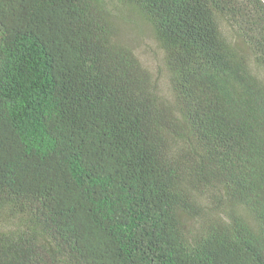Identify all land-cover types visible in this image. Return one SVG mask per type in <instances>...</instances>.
Segmentation results:
<instances>
[{
  "label": "trees",
  "instance_id": "obj_1",
  "mask_svg": "<svg viewBox=\"0 0 264 264\" xmlns=\"http://www.w3.org/2000/svg\"><path fill=\"white\" fill-rule=\"evenodd\" d=\"M260 68L264 0H0V264H264Z\"/></svg>",
  "mask_w": 264,
  "mask_h": 264
},
{
  "label": "rangeland",
  "instance_id": "obj_2",
  "mask_svg": "<svg viewBox=\"0 0 264 264\" xmlns=\"http://www.w3.org/2000/svg\"><path fill=\"white\" fill-rule=\"evenodd\" d=\"M117 15V34L119 39L132 48L144 66L150 70L166 97L171 95L169 70L165 62L164 50L155 38L151 26L132 8L114 4ZM264 77V69H258Z\"/></svg>",
  "mask_w": 264,
  "mask_h": 264
}]
</instances>
